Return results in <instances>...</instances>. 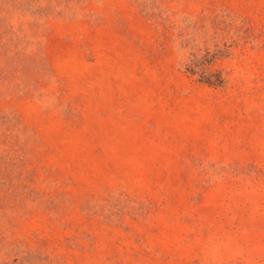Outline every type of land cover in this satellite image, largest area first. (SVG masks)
I'll list each match as a JSON object with an SVG mask.
<instances>
[{
    "label": "rangeland",
    "instance_id": "rangeland-1",
    "mask_svg": "<svg viewBox=\"0 0 264 264\" xmlns=\"http://www.w3.org/2000/svg\"><path fill=\"white\" fill-rule=\"evenodd\" d=\"M0 264H264V0H0Z\"/></svg>",
    "mask_w": 264,
    "mask_h": 264
},
{
    "label": "trees",
    "instance_id": "trees-1",
    "mask_svg": "<svg viewBox=\"0 0 264 264\" xmlns=\"http://www.w3.org/2000/svg\"><path fill=\"white\" fill-rule=\"evenodd\" d=\"M205 59H207V58L205 57ZM188 71H190L191 73H194L193 67L189 66ZM201 80H203L204 82L209 83L211 85H215V86H219L223 83V79H222L221 75L214 76V78H208L205 76H201Z\"/></svg>",
    "mask_w": 264,
    "mask_h": 264
}]
</instances>
